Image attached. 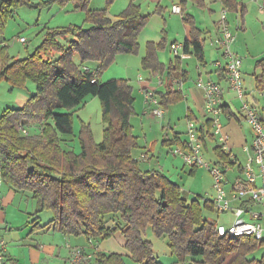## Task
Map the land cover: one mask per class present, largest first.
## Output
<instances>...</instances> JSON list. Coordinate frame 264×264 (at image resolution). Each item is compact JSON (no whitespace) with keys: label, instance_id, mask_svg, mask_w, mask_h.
<instances>
[{"label":"trees","instance_id":"16d2710c","mask_svg":"<svg viewBox=\"0 0 264 264\" xmlns=\"http://www.w3.org/2000/svg\"><path fill=\"white\" fill-rule=\"evenodd\" d=\"M89 1L74 0L77 8L86 11L88 27L49 31L32 54L14 59L3 42L6 24L16 9L34 3L0 0V83L21 87L30 80L36 84L35 93L21 107L6 109L0 116L3 182L28 192L36 201L37 209L30 215L34 228L55 229L83 236L87 241L120 233L131 258L141 264H162L146 238L150 228L157 237L168 238L177 264H264V253L254 257L264 247V240L253 236L220 237L218 222L209 216L216 213L213 201L201 202L200 196L189 201L179 184L161 171L143 169L134 157L133 151L140 145L131 123L136 101L133 86L126 78L101 81L99 76L115 63L117 55L139 53L140 33L152 14L144 13L142 0H129L127 8L115 17L109 14V5L115 0H107L102 9H90ZM220 1L229 12H246L241 1ZM183 17L192 26L184 52L203 62L201 31L190 16ZM68 35L72 37L64 45L61 40ZM164 45L165 41L149 43L142 67L154 76L168 78L166 91L156 92L162 107L167 108L182 99L181 93L173 90L172 80L184 78L185 73L180 57H175L167 68L160 62L157 53ZM75 56L83 67L88 62L97 66L81 68ZM256 67L264 72V58L256 61ZM257 80V90L263 93L259 77ZM90 96L97 97L102 105L103 141L97 143L90 126L83 124L78 134L81 151L65 149L61 135H74L73 111ZM34 124L40 131L24 136L22 129H31ZM207 125L208 130L202 131L205 152L209 139L216 144L213 152L219 161L235 167L214 135L209 134V121ZM177 142L178 146L184 145ZM46 211H51L53 217L42 224L41 214ZM125 256L96 251L92 262L126 264Z\"/></svg>","mask_w":264,"mask_h":264},{"label":"crops","instance_id":"0c3cea01","mask_svg":"<svg viewBox=\"0 0 264 264\" xmlns=\"http://www.w3.org/2000/svg\"><path fill=\"white\" fill-rule=\"evenodd\" d=\"M142 1H148L150 3H155L158 1V3L156 2L157 5L151 12L148 11V13H151L152 16L146 27L140 33L139 53L128 54V56L136 55L139 58L138 60L132 62V60L135 59L123 57V54H119L116 57V60L117 58H121L125 61L124 72L126 74L124 77L130 81L134 92H136L137 89L140 90V96L142 100H144V93L146 91L153 90L155 92H165L169 84L168 78L160 74L154 76L149 70H144V75L141 74L142 70L140 68H143L142 58L146 55L147 45L149 43L159 44L160 42L165 41V45L158 51L157 54L160 62L167 68L175 58L171 50V45L174 43H180L184 45V42L189 40L192 36L191 24L187 23L183 16H180V19L173 17L176 15L172 12V7L174 5H181V7H183L184 16H190L191 19H193L196 28L199 30V32L201 31V39L204 40L203 62H200L192 53L184 52V48L181 50L184 53V55L180 57L181 67L185 73V76L181 79H173L172 88L174 91L181 93L182 99L178 102H175L174 104H170L167 106V108H164L165 113L162 120H158V118H156L151 112L152 108L144 103L146 109L145 115L162 123V130H164L166 133V137L163 140V145L169 149L167 154L169 152L172 153V149L178 147L177 141L181 143L186 141L187 122L189 120L197 121L199 125L205 129V131L208 130V116L205 108V92L201 87L197 86V80L199 78L212 80L222 86L225 106L223 114L224 131L230 138L229 142L232 145V153L235 148H237L243 151L245 154L243 148L245 146H251L253 140V131L250 128L252 137L249 141L247 138L248 135H246L243 130V124L246 122L240 110V100L236 93L230 88L225 71L215 66V61L220 58V51L217 46V41L220 38L218 20L220 18V11L224 9L223 3L220 0H200V2L196 0ZM238 1H241L245 4L246 12L244 15L230 12L229 18L237 38L234 45V51L243 62V81L248 99L252 103L257 104L260 107H264V90L263 93H259L257 90L258 77L262 84L261 86L264 88V72L260 67H256V61L259 58H264V38L261 41L246 40L248 17L252 11H256L258 3L251 0ZM128 5L129 1H126L122 8H120V10L115 13V15L111 16L115 17L119 15L127 8ZM261 13L264 14V9H261ZM135 62L137 64V66H135V70H138L139 73L137 75L139 78L137 77L135 79L134 84L132 83L133 76L131 75L132 63ZM84 67L88 69H95L94 67L87 65ZM100 77L101 75L99 78ZM157 97L161 102L160 96ZM261 100H263V103L260 102ZM178 107L181 108V112L178 115H184V118L180 119L178 117V123H176L173 120L174 115L169 114L172 108L174 109ZM175 110L176 109H174V111ZM168 115L169 121L166 125L165 122ZM262 117L264 120V109L262 112ZM152 142L153 144H151ZM152 142L148 143L147 145L139 144L140 149L145 148V151H141V159L136 157L140 160L141 164L148 163L150 165L151 156L154 158L152 153H154L156 149L157 140H153ZM207 142L208 149L206 152L210 150L209 147L211 144H213L214 147L216 146L215 142L209 139H207ZM213 156L214 157L210 161H215L217 159L214 152ZM235 157L238 162V164H236V166H238V172L235 171L234 167L230 169L232 175L231 180H233V178L239 173L240 165L243 164L237 155H235ZM184 167L190 168L189 174L191 175L195 174L198 169L187 166L185 163ZM172 169V167L169 168V172H171ZM147 170L161 171L170 178V176L165 173L167 170L166 167L165 170L160 168V166L157 169L148 168ZM170 179L174 181L172 178ZM174 182L179 184L177 181ZM184 195L186 198L188 197L185 191ZM211 201H213V199ZM36 209V201L31 198V195L28 192L15 190L4 182L0 184V233H5V235L0 234V240H4L6 243L4 254L7 264H71L70 250L68 246H71L72 248L80 247L83 249L85 257L91 256V261L87 264H94L92 261L96 251L114 252L119 254L126 253L125 240L120 233H117L113 236V245L108 246L109 249L113 250L107 251L103 248V245L97 242L99 241L98 239H91L87 241L85 237L80 236L76 237L77 241L79 242L73 243L71 241L72 236L66 235L58 230L36 229L34 228L35 224H31L33 217L30 216L36 211ZM257 209L259 210V208ZM212 215L215 214H210V218ZM215 216L219 217L220 215L217 214ZM231 219H229V221H231ZM81 264H86V260H84Z\"/></svg>","mask_w":264,"mask_h":264},{"label":"rangeland","instance_id":"374dc122","mask_svg":"<svg viewBox=\"0 0 264 264\" xmlns=\"http://www.w3.org/2000/svg\"><path fill=\"white\" fill-rule=\"evenodd\" d=\"M126 1L129 0H115L113 3H111L109 5V14L115 15V13L120 10V8H122L123 4ZM145 2L146 1H142V9L144 13H148V11L151 12L158 3V1H156L157 3H150L148 1L146 3ZM32 3H34L35 6L24 5L16 9L15 16L8 20L6 24L3 42L4 45H7L8 47L7 50L9 55L14 59L25 58L29 54H32L35 49L41 44V42L49 31L60 30L63 28H69L74 26H89V23L85 21L86 11L77 8L74 0H32ZM257 3L258 7L256 8V11H252L250 16L248 17L246 40L261 41L264 38V14L261 13V9H264V1L259 0ZM106 6L107 0H90L88 4V7L90 9H102L106 8ZM221 12L222 10L220 11V14ZM180 16L181 15L177 16L176 14L173 17L180 19ZM71 37V35H68V38L62 39L61 42L64 45H67ZM20 38L26 39L27 42L25 44L21 43L19 41ZM123 55V57H130L132 59H135L132 60V62L138 60L139 58L136 55ZM74 61L81 68H83V65H81L80 58L78 56L74 57ZM124 64V60H122L121 58H117V60L112 66H110L107 70L103 71L100 77L101 81H107L112 78H125L124 76L126 73L124 72ZM86 65L94 68L96 67V63L94 62H88L86 63ZM135 66H137L136 62L132 63V83L135 82V79L137 77L139 78V76L137 75L139 72L138 70H135ZM140 69L142 70L141 74L144 75V69ZM35 91L36 84L30 80L26 83L25 86L21 87H14L10 83L2 81L0 83V116L6 109L21 107L35 93ZM134 95L136 96L135 114L131 117V123L134 127V133L139 137V144L147 145L153 140H157L156 149L154 153H152V155H154V158L151 156L150 165L148 163H142V168L157 169L160 166V168H163L165 170L166 167L167 170L165 173L169 175L170 178H172L174 181H177L179 183L181 189L185 191L188 195L187 199L189 201L198 196H200L199 200H201V202H204V200L207 199L212 200L215 196V190L213 188V179L209 171L206 168H198L195 174L191 175L189 174L190 168L184 167V162L179 156L174 157V154L171 152L167 154V151H169V149L168 147L163 145V140L166 137V133L164 132V130H162V123L160 121H157L156 119H151L147 115H145V101L142 100L139 89L134 92ZM260 102L263 103V100H261ZM174 109L176 110L174 111ZM174 109L172 108L169 115H174L173 120L178 123V117L180 119H183L184 115H178L181 112L180 107ZM163 111L165 113L164 108ZM61 112L65 113L71 111L61 110ZM73 115L75 132L74 135H61L65 143V149L71 148L75 152L81 151V146L78 140V134L80 133L83 124H87L88 126H90L94 140L97 143L103 141V111L101 102L97 97L90 96L86 98L84 104H82L75 111H73ZM169 115L166 117V125L169 121ZM33 126L35 127H32L31 129L25 127V131L27 132V134H24V132H22V129V134L24 136H27L33 135L34 133H36L35 131H40L39 125L34 124ZM250 128L251 127L247 122L243 124L244 133L248 135L247 138L249 141L252 137V133H250ZM65 141H67L68 143L66 144ZM151 144H153V142ZM229 146L230 148L232 147L231 144ZM213 147L214 145L211 144L209 147L210 150L208 152H205V158L208 162L214 157L212 151ZM144 149L145 148L136 149L134 151L135 157L141 159V151H145ZM233 154L237 155L239 157V160L243 162V164L245 163L246 155L243 153V151L235 148ZM171 167L173 169L171 172H169V168ZM234 169L238 172V166L234 167ZM229 172V179L231 180L232 175L231 172ZM214 214L217 215V213ZM215 215H212L211 219H214L218 221V223L226 226L229 224V219H231L232 217L231 215H220L219 217ZM52 217L53 213L51 211L43 212L41 214V223H47ZM0 234L5 235L4 232H1ZM146 238H148L152 242L154 255L159 258V261L162 264H177L175 263V258L170 252L167 237H157L150 228L146 231ZM71 241L73 243L79 242L74 236H72ZM97 242L103 245V248L107 251L113 250L108 248L109 245H113V237L101 240L99 239V241ZM263 253L264 247L260 248L257 252H255L254 257L259 258ZM124 254L126 255V264H141L131 258L130 253L127 249L126 253Z\"/></svg>","mask_w":264,"mask_h":264},{"label":"built area","instance_id":"2783aa9c","mask_svg":"<svg viewBox=\"0 0 264 264\" xmlns=\"http://www.w3.org/2000/svg\"><path fill=\"white\" fill-rule=\"evenodd\" d=\"M259 1V0H255ZM264 8V6H263ZM172 12L184 16L181 5H174ZM229 11L223 9L218 20L220 38L217 46L220 51V58L215 61V66L225 71L230 88L236 93L241 103V113L244 120L253 131L251 146H245L246 161L240 165L239 173L230 180L228 172L230 164L224 161H207L203 143L202 131H205L195 120L187 122L186 141L183 146L172 149L174 156H179L183 162L192 168H206L213 179L215 196L213 198L214 209L218 215H232L229 224L218 223L217 232L221 237H242L253 236L258 241L264 240V120L262 112L264 107L252 103L247 96L243 81V62L234 51L236 34L233 30ZM21 43L27 40L20 38ZM183 44L174 43L171 45L175 57H182ZM84 69H88L84 67ZM197 86L205 92V108L208 121L211 125L210 133L216 138V142L222 150L229 155L232 163L238 164L235 155L232 153L229 144V136L224 131L223 114L224 100L222 86L212 80L199 78ZM144 100L151 109L153 115L162 119L164 116L163 107L160 104L156 92L148 90L144 93ZM24 134H27L25 129ZM206 132V131H205ZM207 138V136L205 137ZM3 183L2 167L0 163V184ZM259 208V210L257 209ZM6 243L0 240V264H7L4 254ZM70 250L71 264H81L86 260L90 263L91 256L85 257L80 247Z\"/></svg>","mask_w":264,"mask_h":264}]
</instances>
